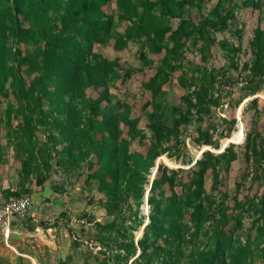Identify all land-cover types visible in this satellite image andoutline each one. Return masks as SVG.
I'll use <instances>...</instances> for the list:
<instances>
[{
  "label": "trees",
  "instance_id": "1",
  "mask_svg": "<svg viewBox=\"0 0 264 264\" xmlns=\"http://www.w3.org/2000/svg\"><path fill=\"white\" fill-rule=\"evenodd\" d=\"M208 1L0 0V137L3 128L10 139L17 134L14 147L22 163L20 191L10 188L5 192L8 198L19 197L30 192L27 182L36 180L43 185L50 177L54 152L60 163L75 164L92 156L87 180L97 182L106 197L105 208L110 215H116L111 222L96 223L104 257L88 251L84 264H91L89 257L95 264H153L159 259L161 264H180L186 254L184 249L195 243L213 218L212 244L206 251L192 249L190 264H256L258 255L251 236L245 245L240 242L242 218H236L234 225L227 208L217 205L205 186L207 175L212 174L217 182L221 165L238 159L235 143L219 154L204 150L195 164L193 157L189 158L185 161L192 164L188 169L176 170L161 164L151 188L146 189L158 157H181L185 141L180 139V126L193 121L192 110L196 109L201 123L212 105L219 104L213 93L218 74L207 63L215 35L229 28L235 14L225 6V0H218L202 23L188 16L192 9L201 12ZM259 2L245 0L244 5L256 6ZM116 16L129 23L125 31L116 29ZM174 20H178L177 25ZM192 40L200 42L204 64L188 77L182 58ZM109 41L117 54L114 60L96 49ZM131 41L139 45L144 64L152 67L159 58L155 74L145 85L151 92L144 108H151L148 127L152 139L144 152L134 153L127 135L147 137L139 127L140 119L133 118L130 106L120 101L111 108L102 106L105 100H111L110 83L121 78L124 81L130 74L120 54ZM221 43L225 46L227 40ZM22 44L34 49L25 53ZM254 45L257 55L251 65L252 77L243 85L251 96L264 89V29H256ZM23 71L34 75L29 83ZM178 71V79L185 86L189 81L190 88L198 87L185 95V112L162 99L165 85ZM91 88L98 91L95 100L88 97ZM46 103L50 109H46ZM258 103V96L250 100L256 108ZM257 112L253 125L261 114ZM15 118H21L19 132L14 131ZM236 123L233 119V132L238 130ZM41 128L50 132L44 143L39 142L37 134ZM195 140L200 145L220 146V141L201 125ZM58 142L66 146L56 149ZM245 156L264 174V136L260 131L247 132ZM147 191L151 211L138 242L131 236L129 241L111 248V235L120 233L125 226L121 216L126 198L132 196L140 206ZM261 203L257 212L263 217L264 195ZM246 204L255 205L249 199L240 207ZM260 234H264V224L256 236ZM74 237L72 245L79 247V239ZM73 262L70 255L58 264Z\"/></svg>",
  "mask_w": 264,
  "mask_h": 264
},
{
  "label": "rangeland",
  "instance_id": "2",
  "mask_svg": "<svg viewBox=\"0 0 264 264\" xmlns=\"http://www.w3.org/2000/svg\"><path fill=\"white\" fill-rule=\"evenodd\" d=\"M218 0H209L204 9L199 12L196 9L188 11V16L198 23H202L210 17V12L215 7ZM245 0H225V6L234 11L235 19L231 22L229 28L224 32H218L212 41V49L209 56L207 66L210 69H216L217 84L214 90V97L219 99L218 105H212L211 109L205 114L204 120L200 123L197 119L196 109H193V121L189 124L180 126V139L185 141L181 148V157L173 158L164 154L158 157L156 161V169L161 164L167 165L171 169H188L201 158L204 150H211L217 154L225 151V148L235 143V150L238 153V159L230 165L223 163L219 180L215 182L212 174L207 175L205 186L208 194L212 195L217 205H223L227 208L228 214L233 218L235 225L236 218H242V230L240 242L243 245L248 241L249 236L253 241L256 251V264H264V234L259 233V226L264 224V216L258 212L261 207V196L264 195V174L260 172L254 163L249 162L245 156V144L247 132L255 129L260 131L264 136V89L260 93L251 96L243 85L247 79H251V65L256 59L257 48L254 45L255 33L257 28L264 29V0L256 6L244 5ZM108 9V8H107ZM111 12V11H109ZM116 29L125 31L129 26L128 22H121L116 16ZM177 25L178 20H174ZM26 26L29 23L25 24ZM226 39L225 46L222 41ZM113 42L109 41L105 45H97L96 49L102 52L110 59H115L117 54L113 48ZM9 44H13L11 39ZM21 49L27 53L34 47L22 44ZM121 61L125 64L129 71V76L119 80L112 81L111 100H105L102 103L104 108H111L117 102L130 106L132 117L140 119L139 127L146 134V138L134 137L129 134L131 152L145 151L152 139V132L148 127V115L151 108L145 109L144 104L151 99V92L145 85L155 74V66L159 63V58L154 66L144 64V60L140 56L139 45L131 41L125 50L120 54ZM182 63L187 71V76L191 77L198 65H203L201 44L196 40H192L187 45ZM247 65V67H245ZM25 69V68H24ZM24 72V71H23ZM175 72L171 80L165 85L162 93L164 102L176 105L179 110L185 112L187 105L184 100L185 95L189 92L198 90L197 86L190 88V82H186V86L178 79ZM27 83L32 79V75L24 72ZM259 97L257 108L250 105V100ZM88 97L92 100L98 98L96 89L88 90ZM195 102V98L193 99ZM46 109H50L48 103L45 104ZM257 110L261 112L257 120V124L253 125L257 119ZM53 119V118H52ZM233 119H236L237 131L231 130ZM21 118H15L14 131L19 132ZM203 129H209L214 139L220 141V146L215 148L212 145H200L195 139L198 137V126ZM128 129V126H124ZM243 132V138H240V131ZM232 132V133H231ZM6 128L2 129L0 137V191L6 193V189L15 188L14 191H20V181L22 172L21 160L16 157V148L14 145L17 141V134L13 133L11 138L7 134ZM58 135V132H55ZM231 136H228L230 135ZM39 142L44 143L50 137V132H46L41 128L37 132ZM13 136V137H12ZM16 137V138H15ZM66 146L65 143L58 142L56 149L62 150ZM56 151V150H55ZM193 157L192 164L185 162ZM93 157L89 156L85 161L77 163L64 162L60 163L59 156L54 152L52 160L53 167L51 169L49 179L43 184L27 182L26 188L30 189V194L34 199L31 217H35L42 224V228L52 226L51 230L41 229L39 232L42 236L29 235L25 239H20L17 247L30 251L38 255L40 262L44 264H58L60 259H66L70 255L73 256V264H84L85 254L92 251L94 255L104 257L100 251L103 248L99 239L100 227L96 223L111 222L116 214L110 215L105 208V195L99 190L95 180H87L91 173L89 162ZM264 163V160L262 161ZM158 170V169H157ZM262 173V174H261ZM150 175V183L146 189L149 190L154 176ZM259 175V176H258ZM155 177V176H154ZM148 193V191H147ZM138 206L137 200L132 196L126 198L124 207L122 208L121 220H125V226L121 227L120 233H113L110 247L123 244L130 240L133 236L138 242L143 233V225L149 221V210L146 199ZM253 200L255 205L246 204L240 207L246 200ZM215 209L217 207L215 206ZM119 213V212H117ZM37 216V217H36ZM28 218V216L26 217ZM25 218V219H26ZM215 219L213 218L206 223L204 231L197 238L195 243H189L184 249L186 254L180 260V264L191 263L192 249L197 251H206L212 244V231L214 229ZM45 226V227H43ZM32 233V234H35ZM39 234V235H40ZM78 238L80 246L73 247L72 242L75 237ZM0 238L1 228H0ZM10 245L0 242V264H39L34 262L32 258L24 257L20 260L15 250ZM5 248L4 252L1 249ZM9 249V251L7 250ZM121 252V251H120ZM124 253V252H121ZM64 256V258H63ZM62 257V258H61ZM91 264H95L92 257H89ZM125 263V262H124ZM126 264H130V261ZM153 264H161V259Z\"/></svg>",
  "mask_w": 264,
  "mask_h": 264
},
{
  "label": "crops",
  "instance_id": "3",
  "mask_svg": "<svg viewBox=\"0 0 264 264\" xmlns=\"http://www.w3.org/2000/svg\"><path fill=\"white\" fill-rule=\"evenodd\" d=\"M11 189L14 191L15 188L13 187ZM10 198H12V197H10ZM10 198L7 197V193H4V192L1 193V191H0V203L4 202L6 200H9ZM33 201H34V199H33ZM31 216L32 215H30V213H29L28 218H26V219H19V218H14L13 219V221H12L13 233H12V235L10 237L12 245L10 247L13 250H15V252L17 253V256L19 258L27 257V258H32L34 260V262H37V260L40 262V260L38 258V255L33 254L30 251H27L25 249L23 250V249L17 247V245H16V243L17 244L20 243V241H18V240L25 239V236H29V235H31V236L38 235V236H40V239L43 240L41 234L40 233H35V232H39V231H41V229L42 230L43 229H46V230L47 229L48 230L52 229V228H50L52 226H49V227L48 226H46V227L43 226L45 228H42L41 222L40 223H35L34 220L36 222H39V220H36L35 217H31ZM32 233H35V234H32ZM1 236H2V234H1ZM0 242H4L3 236H2V238H0ZM7 250L9 251V249H7ZM4 251H5V248H2L1 252H4ZM31 255L35 256L37 258V260H36V258H34ZM63 258H64V256H63ZM39 264H42V263H39Z\"/></svg>",
  "mask_w": 264,
  "mask_h": 264
},
{
  "label": "built area",
  "instance_id": "4",
  "mask_svg": "<svg viewBox=\"0 0 264 264\" xmlns=\"http://www.w3.org/2000/svg\"><path fill=\"white\" fill-rule=\"evenodd\" d=\"M33 204V197L30 194L12 197L9 200L0 203L1 234L7 245H10V237L13 233V219H25L29 215ZM36 220L38 219L36 218Z\"/></svg>",
  "mask_w": 264,
  "mask_h": 264
},
{
  "label": "bare ground",
  "instance_id": "5",
  "mask_svg": "<svg viewBox=\"0 0 264 264\" xmlns=\"http://www.w3.org/2000/svg\"><path fill=\"white\" fill-rule=\"evenodd\" d=\"M240 138H243V132H242V130L240 131ZM146 205H147L148 210H149V203H147Z\"/></svg>",
  "mask_w": 264,
  "mask_h": 264
},
{
  "label": "water",
  "instance_id": "6",
  "mask_svg": "<svg viewBox=\"0 0 264 264\" xmlns=\"http://www.w3.org/2000/svg\"><path fill=\"white\" fill-rule=\"evenodd\" d=\"M157 169H158V167L156 168V170L154 171V173H156ZM154 176H155V174H154ZM154 176H153V179H154ZM153 179H152V181H153ZM150 188H151V187H150ZM148 196H149V194L147 193V195H146V199H147V201H148Z\"/></svg>",
  "mask_w": 264,
  "mask_h": 264
}]
</instances>
